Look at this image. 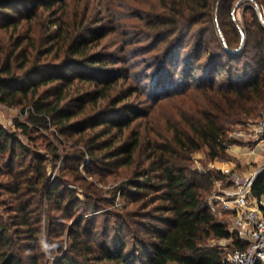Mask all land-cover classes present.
I'll return each instance as SVG.
<instances>
[{
  "label": "trees",
  "instance_id": "trees-1",
  "mask_svg": "<svg viewBox=\"0 0 264 264\" xmlns=\"http://www.w3.org/2000/svg\"><path fill=\"white\" fill-rule=\"evenodd\" d=\"M245 1L85 0L79 15L67 0H0V104L26 113L15 132L0 125V264H50L42 228L59 241L51 264H224L210 240L244 249L206 203L221 174L191 162L229 158L228 133L264 110V29L249 7L244 31L233 18ZM48 163L62 164L52 180ZM123 172L116 208L88 178ZM251 195L264 199V172ZM43 199L59 212L45 227Z\"/></svg>",
  "mask_w": 264,
  "mask_h": 264
},
{
  "label": "rangeland",
  "instance_id": "rangeland-1",
  "mask_svg": "<svg viewBox=\"0 0 264 264\" xmlns=\"http://www.w3.org/2000/svg\"><path fill=\"white\" fill-rule=\"evenodd\" d=\"M67 1L70 2V5L72 7H73V5L78 4L77 10H79V11H77V12L79 15L81 14L80 12L83 11V8L86 4L85 0H83L82 2H77V0H73V1L67 0ZM125 1L129 2V0H125ZM92 3H93V0H92ZM257 6L260 9V8L264 7V4H258L257 5L253 1L248 0V1H245L242 4H240L239 7L236 6L232 10L234 22L238 26V29L240 32L244 31V29H245L246 19L249 18V20H250V18H251L249 13L246 11V8L249 7L251 9H253V11L255 12L254 7H257ZM70 12H72V11H70ZM255 14H256V12H255ZM256 17H257V15H256ZM257 19H258V17H257ZM33 29H34V31H32L31 37L38 39L40 34H41V31H39V28H34V26H33ZM111 37H112V35L107 39L108 42L110 40H113V39H111ZM240 37H241V47H242L244 45V42L246 41L244 33H242V35H240ZM219 38H220V40L222 39L221 34H219ZM116 39H114L112 43H115ZM115 44H116L115 46L118 45V43H115ZM132 100H133V98H131L129 100V102H132ZM140 100H142V99H140ZM138 101H139V99H138ZM137 102H134V103L140 109L147 108L145 103L138 105ZM263 113H264V110L261 112L260 116L255 120L254 123L247 124V125H241V126H235L228 133L227 137L234 140V143L231 146H229L227 149V154H228L229 158H218L216 160L210 161L206 157V154H207L206 149H203V150L193 154L192 162H191L192 169H194L196 171H200V172L210 170L214 173H220L221 169L233 170V172L238 173V174L243 175V176H251L254 173H258V175H257V177H258L261 173L264 172V138L261 135L260 136L257 135L255 132V129H256V124L261 119ZM15 119H18L20 121H25L26 120V113H22L19 108L7 107L5 105L0 104V125L3 126L6 130L15 132L14 125H13V122ZM139 120L142 121V119H139ZM138 121H136V122H138ZM53 130H54V128L52 127L51 131H53ZM44 135H46V137L49 139V141H54V139L52 138V136L49 135V133L44 132ZM18 137L23 141V143L25 145L31 147V144H29V141L24 136H22L21 134H18ZM34 145H35L34 148L37 149L39 152H41L42 154L45 153V150L43 149V141L38 139L36 142H34ZM232 150L237 151V155L231 153ZM61 165L62 164L58 163L57 165L54 166L53 164L48 163L47 170H48V174L50 176V180L59 176V173H60L59 170H60ZM81 171H82V173H84V170H81ZM127 174L128 173L123 172L119 176L117 181H113V179L110 180V178H108V181H107L108 183H105V184H100L97 181L95 182V180L93 178H88V179L93 181L97 187L103 189L105 197L108 198L109 196H111L112 198L115 199V206L114 207L121 208V206L123 204V200L120 198V192L118 190H119V186H121L122 183L125 182V178L128 177ZM70 186L72 188L79 189L77 187V185H75V184H72ZM123 186H121V187H123ZM216 189L217 188H215L213 185L212 190L206 196V203H207L208 197L213 192H215ZM108 191H111L113 194L108 193ZM261 201L264 204V202H263L264 199ZM47 206H48V204H46L45 199H43L42 212L41 213H42V226H44V227L46 225L48 216H52L53 217L52 220L58 221L57 215L59 214V212L53 211V212H50L51 215H47V210H46ZM0 211H1V204H0ZM219 212L220 211H217V214H215V216H217V218H219V220H223L227 224L229 221H228L226 215L225 214L219 215ZM76 220H77V218H75L73 220L67 219V221H66L67 226L72 224ZM55 230L59 232L60 228L57 227ZM64 232H65L64 235L67 233L66 234V238H67L68 232H66V230ZM209 244L220 246L224 250V252L226 253L224 256V259L230 253H232L234 250L230 247L229 240L212 239L209 241ZM44 245H47L48 247L45 248ZM58 246H59L58 239L48 238L46 235V230L44 228H42L40 249L45 254V256L49 259L50 264L57 258L58 254H59ZM65 247H66V244H64V248Z\"/></svg>",
  "mask_w": 264,
  "mask_h": 264
},
{
  "label": "built area",
  "instance_id": "built-area-1",
  "mask_svg": "<svg viewBox=\"0 0 264 264\" xmlns=\"http://www.w3.org/2000/svg\"><path fill=\"white\" fill-rule=\"evenodd\" d=\"M264 29V7H254ZM255 132L264 138V113L256 124ZM222 178L215 180L217 188L207 199L212 213L225 214L227 227L233 238L245 245L235 249L224 260V264H264V217L260 209L264 205L251 195V188L258 173L243 176L233 170H220ZM224 182V183H223Z\"/></svg>",
  "mask_w": 264,
  "mask_h": 264
},
{
  "label": "crops",
  "instance_id": "crops-1",
  "mask_svg": "<svg viewBox=\"0 0 264 264\" xmlns=\"http://www.w3.org/2000/svg\"><path fill=\"white\" fill-rule=\"evenodd\" d=\"M231 153H233V154H235V155H237V151H235V150H232V152ZM264 202V201H263Z\"/></svg>",
  "mask_w": 264,
  "mask_h": 264
},
{
  "label": "clouds",
  "instance_id": "clouds-1",
  "mask_svg": "<svg viewBox=\"0 0 264 264\" xmlns=\"http://www.w3.org/2000/svg\"><path fill=\"white\" fill-rule=\"evenodd\" d=\"M45 248H47L48 246L47 245H44Z\"/></svg>",
  "mask_w": 264,
  "mask_h": 264
}]
</instances>
